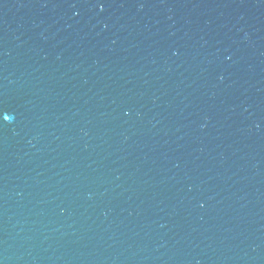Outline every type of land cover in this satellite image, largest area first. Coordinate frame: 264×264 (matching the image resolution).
<instances>
[{"label": "water", "instance_id": "95a60500", "mask_svg": "<svg viewBox=\"0 0 264 264\" xmlns=\"http://www.w3.org/2000/svg\"><path fill=\"white\" fill-rule=\"evenodd\" d=\"M0 264H264V0H0Z\"/></svg>", "mask_w": 264, "mask_h": 264}, {"label": "snow or ice", "instance_id": "6c2138e0", "mask_svg": "<svg viewBox=\"0 0 264 264\" xmlns=\"http://www.w3.org/2000/svg\"><path fill=\"white\" fill-rule=\"evenodd\" d=\"M3 119H7V117H6V116H4V117H3Z\"/></svg>", "mask_w": 264, "mask_h": 264}]
</instances>
